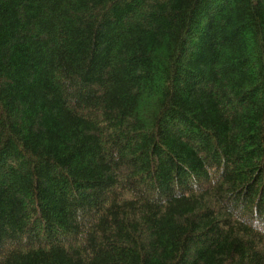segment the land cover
Instances as JSON below:
<instances>
[{
  "label": "trees",
  "instance_id": "16d2710c",
  "mask_svg": "<svg viewBox=\"0 0 264 264\" xmlns=\"http://www.w3.org/2000/svg\"><path fill=\"white\" fill-rule=\"evenodd\" d=\"M0 264H264V0H0Z\"/></svg>",
  "mask_w": 264,
  "mask_h": 264
}]
</instances>
